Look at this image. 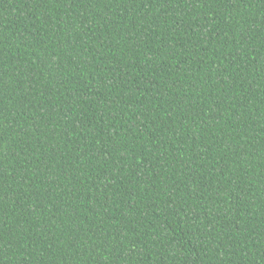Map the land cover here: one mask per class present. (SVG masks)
Listing matches in <instances>:
<instances>
[{"label": "trees", "instance_id": "1", "mask_svg": "<svg viewBox=\"0 0 264 264\" xmlns=\"http://www.w3.org/2000/svg\"><path fill=\"white\" fill-rule=\"evenodd\" d=\"M0 264H264V0H0Z\"/></svg>", "mask_w": 264, "mask_h": 264}]
</instances>
